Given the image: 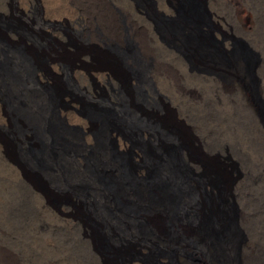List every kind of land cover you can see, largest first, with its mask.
Segmentation results:
<instances>
[{
    "label": "rangeland",
    "instance_id": "374dc122",
    "mask_svg": "<svg viewBox=\"0 0 264 264\" xmlns=\"http://www.w3.org/2000/svg\"><path fill=\"white\" fill-rule=\"evenodd\" d=\"M110 11L115 34L73 0H0V264L3 252L100 264L92 243L119 264L153 240L118 221L155 182L171 211L194 202L189 264H243L251 242L264 264V0H110ZM159 149L188 187L146 171ZM153 243L144 264L180 259Z\"/></svg>",
    "mask_w": 264,
    "mask_h": 264
},
{
    "label": "bare ground",
    "instance_id": "6f19581e",
    "mask_svg": "<svg viewBox=\"0 0 264 264\" xmlns=\"http://www.w3.org/2000/svg\"><path fill=\"white\" fill-rule=\"evenodd\" d=\"M73 1L75 2V5L83 9L87 14L91 15V18H93V20L104 23L107 26L109 32L111 34H115L116 24L111 15L110 0H73ZM239 17L241 19L242 25L246 28V30H248L249 28L247 27V14L245 12L241 13L239 14ZM150 133L152 134V132ZM165 156H167L165 149H159L157 152L151 154L149 156V165L146 167V171L150 174L152 168H157L160 170L159 171V175L161 176L160 180L169 181L170 183H172V185H175L177 187H182V186L188 187L189 183L186 181V179H183V177L179 178L177 176L172 175V173L170 172L171 169L169 164L164 160ZM137 169L138 167H135L133 172H135ZM212 181L211 179L208 180L209 183H212ZM236 182H237L236 178L230 177L225 181L224 185L222 184L223 186L220 187L221 198H222L221 201L223 203H227L230 206L234 202V198H236L235 197V193L237 191ZM212 184H214V182ZM147 195L151 199L150 201L142 202L140 208L136 212L125 215L124 217L119 219L118 222L119 224L122 223L125 226V228L135 229L138 226H143L148 228L152 233L153 240H143L131 244L130 250L134 254L129 257L125 256V258H123V256H119L118 263L144 264L145 262L142 259L143 256L141 251L142 250L149 251V249L154 245L153 242L157 240L160 241L163 247L176 248L177 252L179 253V258H180L179 260L168 256L163 257L165 260H168L171 264H189V262L187 261L188 258L187 254L189 250L187 241L190 240V238L196 241L197 243L200 241L198 231L193 227V224L189 222V214L191 212L192 205L194 204L193 200L190 199L187 202L182 201L180 203V206L176 210L171 211V209L167 207L168 205L166 206L164 203V193L162 192V189L159 186H157V182H155L153 186H150L148 188ZM202 214H203L202 211H198L195 216L196 217L195 219L196 220L199 219V217H201ZM241 223L243 227H246V219L244 215L241 216ZM170 234H172L175 239L171 238ZM91 248L93 252L92 256L96 259V261L99 259L98 261L100 264H109L107 262L105 250L102 251V249L98 248L93 243ZM255 251L256 250L252 242L246 245L245 253L243 256V264H255ZM2 255H3L2 258H5L6 262H8L9 264L17 263L16 258L12 255V253L9 254L3 252ZM64 260L65 259H63V262Z\"/></svg>",
    "mask_w": 264,
    "mask_h": 264
}]
</instances>
